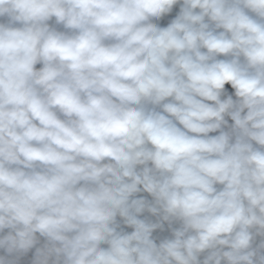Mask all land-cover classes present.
<instances>
[{
    "label": "clouds",
    "instance_id": "1",
    "mask_svg": "<svg viewBox=\"0 0 264 264\" xmlns=\"http://www.w3.org/2000/svg\"><path fill=\"white\" fill-rule=\"evenodd\" d=\"M0 264H264V0H0Z\"/></svg>",
    "mask_w": 264,
    "mask_h": 264
}]
</instances>
